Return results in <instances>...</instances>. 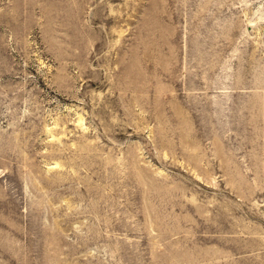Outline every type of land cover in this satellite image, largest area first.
Listing matches in <instances>:
<instances>
[{
    "label": "rangeland",
    "instance_id": "obj_1",
    "mask_svg": "<svg viewBox=\"0 0 264 264\" xmlns=\"http://www.w3.org/2000/svg\"><path fill=\"white\" fill-rule=\"evenodd\" d=\"M0 264H264V0H0Z\"/></svg>",
    "mask_w": 264,
    "mask_h": 264
}]
</instances>
